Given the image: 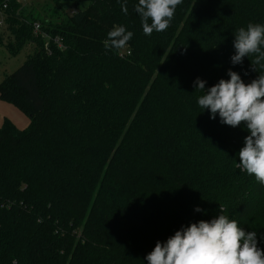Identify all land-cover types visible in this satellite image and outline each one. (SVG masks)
<instances>
[{"label":"trees","instance_id":"trees-1","mask_svg":"<svg viewBox=\"0 0 264 264\" xmlns=\"http://www.w3.org/2000/svg\"><path fill=\"white\" fill-rule=\"evenodd\" d=\"M50 1L39 19L0 0V46L34 48L0 82L31 120L0 127V264H147L156 241L220 213L264 234V186L237 166L247 130L202 113L194 88L229 68L245 83L264 72L254 55L230 61L236 30L264 24V0H182L151 36L138 0ZM120 25L132 38L105 49Z\"/></svg>","mask_w":264,"mask_h":264},{"label":"clouds","instance_id":"clouds-1","mask_svg":"<svg viewBox=\"0 0 264 264\" xmlns=\"http://www.w3.org/2000/svg\"><path fill=\"white\" fill-rule=\"evenodd\" d=\"M182 0H138L134 11L140 17L143 34L166 30ZM121 10L127 14V7ZM150 21V22H149ZM133 32L124 25L108 31L105 49L119 50L126 46ZM233 66L242 64L245 57L254 55L252 61L264 68V24L249 22L236 30L233 39ZM246 74V73H245ZM214 85L206 87V81L196 78L197 106L207 110L210 119L219 117L222 124L237 127L243 122L248 135L237 156V166L254 176L264 186V72L245 83L241 75L231 68ZM194 211L202 213L199 206ZM264 234L245 231L228 215L218 214L210 220H199L181 227L164 241H156L152 251L146 254L147 264H264Z\"/></svg>","mask_w":264,"mask_h":264},{"label":"rangeland","instance_id":"rangeland-1","mask_svg":"<svg viewBox=\"0 0 264 264\" xmlns=\"http://www.w3.org/2000/svg\"><path fill=\"white\" fill-rule=\"evenodd\" d=\"M68 1H65L67 5ZM24 4L30 7L35 18L42 19L52 11V3L50 0H27ZM69 10V13H72L75 11V8L73 7ZM33 51L34 48L28 45L19 54L13 56L3 46H0V82L7 75H11L19 69ZM6 120L12 122L20 130L28 129L31 123L30 117L25 112L0 97V127Z\"/></svg>","mask_w":264,"mask_h":264},{"label":"built area","instance_id":"built-area-1","mask_svg":"<svg viewBox=\"0 0 264 264\" xmlns=\"http://www.w3.org/2000/svg\"><path fill=\"white\" fill-rule=\"evenodd\" d=\"M22 2H23V3H26L27 0H22ZM3 25H4V18L1 17V18H0V27H3ZM34 30H35V33H38V32L41 31V26H40L39 23H36V24H35V26H34ZM56 43L59 44L60 47H62V45H61V41H60L59 39L56 40ZM47 46H49V45H47Z\"/></svg>","mask_w":264,"mask_h":264}]
</instances>
